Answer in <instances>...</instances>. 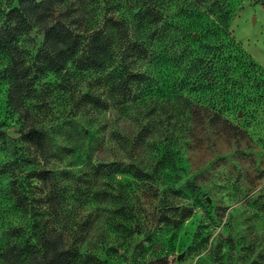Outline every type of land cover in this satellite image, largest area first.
Wrapping results in <instances>:
<instances>
[{
    "label": "rangeland",
    "instance_id": "1",
    "mask_svg": "<svg viewBox=\"0 0 264 264\" xmlns=\"http://www.w3.org/2000/svg\"><path fill=\"white\" fill-rule=\"evenodd\" d=\"M38 1L75 29L117 18L133 50L112 56L111 79L73 64L32 78L45 140L32 163L0 31V264L15 240L13 264H45L37 214L58 218L79 251L70 264H264V0ZM41 44L35 27L16 43L32 77ZM16 157L22 211L5 165Z\"/></svg>",
    "mask_w": 264,
    "mask_h": 264
},
{
    "label": "trees",
    "instance_id": "2",
    "mask_svg": "<svg viewBox=\"0 0 264 264\" xmlns=\"http://www.w3.org/2000/svg\"><path fill=\"white\" fill-rule=\"evenodd\" d=\"M16 6L10 7L9 0H4V8L0 10V15L4 16V22L0 29L4 36V51L7 56L6 75L8 86L6 90L7 104L16 113L20 122L18 132L19 139L25 146L27 154L22 160L34 163V158H29L33 153L32 149H44V130L38 123L34 122L31 116V96L32 78L41 77L44 74L69 72V65L78 71L87 73H102L109 70L105 79L112 78L115 73V66L112 65L111 58L119 51L129 52L133 50L130 44L125 45L126 32L121 22L117 18L111 19L115 30L106 31L102 28H92L89 25L75 29L63 20L54 19L48 10L40 8L38 0H15ZM33 17L35 19L33 20ZM105 26V25H104ZM41 33L42 44L41 53L46 58L36 68L34 76L29 72V67L25 64L26 57L21 55L16 46L17 40L27 35L32 28ZM145 27V26H144ZM143 27V28H144ZM141 25H136L137 30H141ZM152 34L156 37L162 35L160 27H153ZM154 41L150 46V51L155 49ZM110 68V69H109ZM18 158L5 163L11 167L12 178L9 182L10 193L13 198V208L17 211L25 209L27 196L24 193L22 184H18L13 175L14 166L18 163ZM112 164H116L112 162ZM130 167L122 168L128 171ZM127 169V170H126ZM35 172V168L31 170ZM53 174L52 171H48ZM58 218L44 217L37 214L33 218L32 228L36 230L35 243L41 252V258L45 264H70L72 255L79 252L73 250L67 244V239L63 230L59 228ZM19 226L12 227L11 239H16ZM18 244L6 242L4 251V261L6 264H13L18 256L14 253ZM71 249V250H70Z\"/></svg>",
    "mask_w": 264,
    "mask_h": 264
}]
</instances>
